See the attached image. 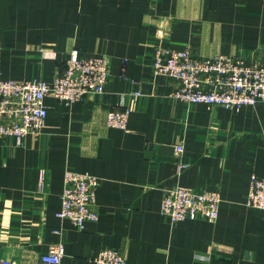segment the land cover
Wrapping results in <instances>:
<instances>
[{"label":"crops","instance_id":"crops-1","mask_svg":"<svg viewBox=\"0 0 264 264\" xmlns=\"http://www.w3.org/2000/svg\"><path fill=\"white\" fill-rule=\"evenodd\" d=\"M157 46L264 57V0H0L3 78L51 81L75 47L110 60L102 93L47 95L39 135L0 137V263L39 264L62 243L60 264H98L105 248L127 264H264V210L247 204L251 176L264 175V102L173 97L180 82L153 71ZM112 109H129L125 129L107 124ZM67 169L100 178L99 218L84 229L57 215ZM177 184L219 190V218L164 217Z\"/></svg>","mask_w":264,"mask_h":264},{"label":"built area","instance_id":"built-area-1","mask_svg":"<svg viewBox=\"0 0 264 264\" xmlns=\"http://www.w3.org/2000/svg\"><path fill=\"white\" fill-rule=\"evenodd\" d=\"M63 73L53 80L6 79L0 75V137L22 143L27 135H39L47 121L44 99L53 95L66 102L84 100L102 93L110 77L107 56H87L73 48ZM153 71L180 82L172 96L187 104H206L239 109L264 102V57L251 60L236 55L198 56L189 48L157 46L152 57ZM124 77L128 78L127 75ZM129 109L110 110L107 124L125 129ZM183 151V146H177ZM186 167L187 165H183ZM96 175L67 169L61 193V209L57 215L70 220L79 229L87 221L99 218ZM222 196L219 190H198L183 185L168 187L161 201V214L172 222L188 218L216 221L220 215ZM247 204L264 210V175L251 176ZM64 254L62 243L51 245L39 264H60ZM98 264H127L122 249L105 248L95 257ZM0 264H12L2 260Z\"/></svg>","mask_w":264,"mask_h":264}]
</instances>
